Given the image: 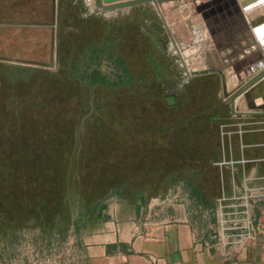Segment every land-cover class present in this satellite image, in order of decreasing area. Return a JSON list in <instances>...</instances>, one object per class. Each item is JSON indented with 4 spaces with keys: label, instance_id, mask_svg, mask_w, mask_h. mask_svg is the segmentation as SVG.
<instances>
[{
    "label": "rangeland",
    "instance_id": "obj_1",
    "mask_svg": "<svg viewBox=\"0 0 264 264\" xmlns=\"http://www.w3.org/2000/svg\"><path fill=\"white\" fill-rule=\"evenodd\" d=\"M205 31L189 0H0V264H83L113 195L189 201L215 231L223 195L264 200V114L233 111L250 71Z\"/></svg>",
    "mask_w": 264,
    "mask_h": 264
},
{
    "label": "crops",
    "instance_id": "obj_2",
    "mask_svg": "<svg viewBox=\"0 0 264 264\" xmlns=\"http://www.w3.org/2000/svg\"><path fill=\"white\" fill-rule=\"evenodd\" d=\"M222 9L216 14L219 23L213 19L212 27L224 26L222 32L232 35H218L220 52L214 45L218 60L223 64L245 62L248 58L240 59V52L248 40V27L241 26L233 7ZM252 171L256 173H245L243 184L248 191L259 186L257 170ZM249 207L254 236L231 255L217 242L218 231L196 217L193 203L177 197L142 200L113 195L80 236L83 264H264V200L250 201Z\"/></svg>",
    "mask_w": 264,
    "mask_h": 264
},
{
    "label": "water",
    "instance_id": "obj_3",
    "mask_svg": "<svg viewBox=\"0 0 264 264\" xmlns=\"http://www.w3.org/2000/svg\"><path fill=\"white\" fill-rule=\"evenodd\" d=\"M173 1L182 0H95V4L97 7L102 8L105 11L112 12L117 9L134 7L145 3L154 2L157 5H161ZM223 1L226 3L220 6ZM263 1L264 0H253L242 8L237 0H193L191 13L195 17V21L198 25H205L216 49L220 52L218 47V35L221 37L230 36L232 35V32L227 31L228 33H223L224 26L212 27L211 22H213V19L215 20V24L219 23V19H216L217 12L221 13L223 10L222 7L226 9L233 7V12L237 14L241 26L243 28L247 27V25L251 27L246 15L258 9L260 5H263ZM228 14L232 15V11H229ZM235 30L239 31L240 28L235 27ZM246 35L248 36V40L242 44L241 48L244 49V52H240V59H245L247 57L248 60L241 63L224 64L226 68L239 64L245 70L248 69L250 71L246 81L245 90L242 93L240 92L237 94L234 98L233 111L236 114H264V23L253 29L249 28ZM170 36L172 37L171 34ZM240 37L243 39L242 36ZM236 50L238 52L240 49L238 48ZM180 57L182 58L181 55ZM208 73H210L209 70H203L192 73L188 72V75L197 76ZM254 77L256 78L253 79ZM226 96L228 95L226 94ZM141 199L144 200L143 198Z\"/></svg>",
    "mask_w": 264,
    "mask_h": 264
},
{
    "label": "built area",
    "instance_id": "obj_4",
    "mask_svg": "<svg viewBox=\"0 0 264 264\" xmlns=\"http://www.w3.org/2000/svg\"><path fill=\"white\" fill-rule=\"evenodd\" d=\"M251 197L249 194L240 197L234 190L230 197L223 195L218 200L219 230L216 238L220 247L228 254L232 255L237 249L244 248L254 236L255 229L249 207Z\"/></svg>",
    "mask_w": 264,
    "mask_h": 264
},
{
    "label": "bare ground",
    "instance_id": "obj_5",
    "mask_svg": "<svg viewBox=\"0 0 264 264\" xmlns=\"http://www.w3.org/2000/svg\"><path fill=\"white\" fill-rule=\"evenodd\" d=\"M185 1H188V0H185ZM237 2L238 3H240V5L242 6V8H243V5H242V2H244L243 0H237ZM189 4H190V9H191V7H193V0H189ZM246 6V5H245ZM246 18H247V16H246ZM201 26V30L203 31L202 33H206V31L205 30H207L206 29V27H205V25H200ZM247 27H248V29L250 28H252V26L251 27H249L248 25H247ZM253 29V28H252ZM264 54V53H263ZM237 65H239V64H237ZM239 67V69H240V72L242 71V68H240V66H238ZM259 76V75H258ZM258 76H256V77H258ZM256 77H254L253 79H255Z\"/></svg>",
    "mask_w": 264,
    "mask_h": 264
}]
</instances>
